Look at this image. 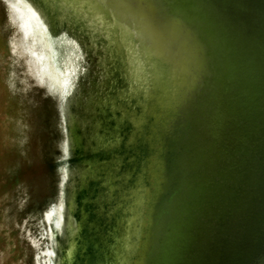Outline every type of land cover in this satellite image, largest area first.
<instances>
[{
  "label": "water",
  "instance_id": "1",
  "mask_svg": "<svg viewBox=\"0 0 264 264\" xmlns=\"http://www.w3.org/2000/svg\"><path fill=\"white\" fill-rule=\"evenodd\" d=\"M0 264H264V0H0Z\"/></svg>",
  "mask_w": 264,
  "mask_h": 264
}]
</instances>
